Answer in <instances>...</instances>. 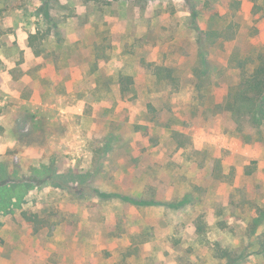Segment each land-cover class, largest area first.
I'll use <instances>...</instances> for the list:
<instances>
[{"label": "rangeland", "instance_id": "rangeland-1", "mask_svg": "<svg viewBox=\"0 0 264 264\" xmlns=\"http://www.w3.org/2000/svg\"><path fill=\"white\" fill-rule=\"evenodd\" d=\"M260 64L264 0H0V264H264Z\"/></svg>", "mask_w": 264, "mask_h": 264}, {"label": "trees", "instance_id": "trees-1", "mask_svg": "<svg viewBox=\"0 0 264 264\" xmlns=\"http://www.w3.org/2000/svg\"><path fill=\"white\" fill-rule=\"evenodd\" d=\"M260 65L250 75L242 78L237 94L229 107L233 112H238L239 117L253 114L252 119L258 125L264 121V65ZM121 84L123 91H126L128 83L122 80ZM240 99L246 100L248 104L241 106Z\"/></svg>", "mask_w": 264, "mask_h": 264}]
</instances>
